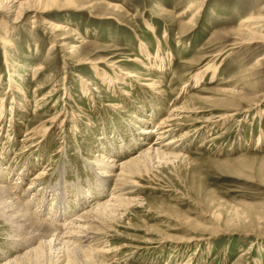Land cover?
<instances>
[{
  "label": "rangeland",
  "instance_id": "1",
  "mask_svg": "<svg viewBox=\"0 0 264 264\" xmlns=\"http://www.w3.org/2000/svg\"><path fill=\"white\" fill-rule=\"evenodd\" d=\"M18 1L20 13L0 8V35L11 42L7 50L0 41V168L8 166L0 182L20 181L16 191L38 218L65 224L111 199L110 184L98 189L105 175L95 156L117 157L119 173L156 138L147 130L181 112L164 140H177L171 153L180 156L135 177L134 201L116 232L102 234L114 250L96 262L61 253L62 263L53 255L44 264H264V42L240 28L264 13V0ZM143 50L164 70L143 65L151 62ZM10 70L26 98L8 90ZM44 127L49 138H29ZM43 168L44 195L29 187ZM56 189L66 190L59 206ZM27 233L0 213V264L30 250Z\"/></svg>",
  "mask_w": 264,
  "mask_h": 264
},
{
  "label": "bare ground",
  "instance_id": "2",
  "mask_svg": "<svg viewBox=\"0 0 264 264\" xmlns=\"http://www.w3.org/2000/svg\"><path fill=\"white\" fill-rule=\"evenodd\" d=\"M4 7L16 13H20V11H23L25 9L24 4L22 2H19L18 0H0V8L3 9ZM6 23L7 22H5V24ZM240 26H241L240 28L243 31L247 30L248 32H250L249 33L250 39L264 42V13H261L258 16H249L244 18ZM50 28L54 29V31H58L61 30L63 26H61L60 24H56ZM0 41L3 47L6 48L7 50L11 47V42L8 39V37L0 35ZM143 51L148 56L149 60H151V62L150 61L147 62L145 60L141 61L143 65H147V67L155 66L156 68H160L164 70L165 65L162 61L150 57L151 55L150 53H148V51L146 50ZM13 74L14 72L10 70L9 71L10 87L8 90L10 92L12 90L15 91L18 90L19 93L22 92V94H24V97L26 98V95L22 91V89L20 90V88L16 86ZM129 77L134 78L135 75L130 74ZM84 81L86 80L84 79ZM156 81L160 82L161 79L157 78ZM114 82L115 84L117 83L116 80H114ZM88 83L89 82H87V85H89ZM84 86L85 87L83 88V91L85 94L90 93L91 95L92 94L94 95V93L91 90V87L89 88L88 86H86V82ZM144 86H147L149 89H151V91H155L154 90L155 87H160L158 86V84L156 85L155 82H150L148 84L144 83ZM9 95L10 93L8 94V97ZM46 99H47L46 97L42 98V100H46ZM14 102L15 99L13 100V103ZM4 104H5V99L3 96L0 98V125L2 123V120H4L5 118L6 108L5 109L3 108ZM39 109L41 108H37L36 111ZM169 111L171 112L169 114V117L162 119L156 128L147 130V132L150 131L151 133L150 136L145 135L146 139L152 136L156 137L154 140L157 142H154V140H153L154 143L152 142L150 144H147V142H145L148 146L146 148H141L140 153H138V155L133 156L127 160H123L121 164L117 166L120 168L119 173H116L117 171V169L115 168L116 166L112 164L115 163V165H117L116 163H118L119 161L117 160V157L111 158V156L109 157L108 155L105 154H97L95 156L97 158L96 162L98 168L96 169V167H94V169L101 170V174L97 176H102V174L105 175V178H100V179L98 178L99 180L98 189L102 188L101 190L107 191V188L110 184V186L112 187V192L110 193L112 198L108 200H104L102 202L101 199H98V202L96 204L94 205L91 204L92 205V206L90 205L91 207L89 206L83 212L81 211L78 215L76 214L77 215L76 219H72L70 221L64 220L65 224H61V225L58 224L56 226L55 220H51V219L46 220L43 217H40L41 215L38 218L36 216L37 214L31 213L29 211V207H28L29 205H27L30 202L29 201L25 202L22 199H20L21 196L19 195L18 191H16V187H18L16 184H19L20 181L16 182L15 185H11V184L8 185L0 182V213L5 216H8V218L17 226V228L20 231L25 230L26 232H28L26 237L23 236L24 237L22 242L23 244L29 241L30 243H32L29 246L30 250L28 249V251L25 254H23L24 256L21 255L20 257L16 258L14 261H10V264H14V263L16 264L19 262H23L22 264H26L24 263V261L32 260V259L33 260L31 261V263L44 264L48 259H49L48 262H50V260L52 261L53 255L57 257L55 262L57 261L60 262V258H62L61 253L66 254L65 256H68L69 262L75 261L77 257H81L82 258L81 260L89 259L92 262H96L104 258L103 254H108L110 253V251H113L114 249L113 250L110 249V246L108 245L109 243L108 240L107 239L104 240L102 239V237L103 235L109 234L107 232H111V231L116 232V229L112 226V224L115 223V221L119 218V216L123 214L121 213V210H124L126 206H128L134 201L135 198H133L132 194L135 193V191H137V188L142 186L141 182L135 179V177L140 176V173L143 171L144 167H148L154 161H158L159 159H165V158H176L180 156V154L178 153H171V150H174L176 152L177 145L175 146L174 144L177 140L173 139V141L171 140L164 142L166 137H168L171 134V132L174 131L175 129L173 127L174 117L176 118V116L178 117L181 114L180 110L178 109L169 110ZM69 115L72 116V114ZM66 119L67 121L69 120L70 122L73 121V124L75 123L73 118L72 120L70 119V117ZM61 125L64 126L63 121ZM63 126L59 127L62 131L64 130ZM74 130H76V128H74ZM49 134L50 133L48 131V128L44 127L42 129L40 128L35 129L34 131L30 132L28 136H30L29 138L31 139L39 135H41V137L47 136V138H49L50 136ZM191 134L192 133H187L185 134L184 137L189 136ZM8 137L9 139L11 138V136ZM34 145H38V142L35 144H31V146ZM13 161L18 162L19 160L17 161V159H14ZM0 164H2L1 161ZM13 166L14 165H12V167ZM6 169H8V166L5 168L4 167L0 168V179H5V177L8 175V172H5ZM10 170H14V169H10ZM12 172L9 171V173ZM46 173H47L46 168L40 170L36 175V177L34 178V182H33L34 185L33 186L29 185L31 189L34 188L33 189L35 190L34 193L38 194L37 192H39L40 194L44 195L49 192V188L47 187V185L43 187H39L40 186L39 183L42 182L43 175H45ZM20 179L21 177L18 178V180ZM82 189H79L77 193L75 192L76 197L81 196V194L84 192V188ZM56 190H58L59 192L58 197H54V200H52L51 203L56 206H59L61 204L59 202V199L62 198L61 196H64V194H66V190L64 192H61L59 189ZM103 191L98 194L99 197L103 196L102 195ZM85 195H87V192H85ZM42 200H43L42 202L47 201L45 198ZM53 212H55V210H53ZM100 231H103V233L102 232L100 233Z\"/></svg>",
  "mask_w": 264,
  "mask_h": 264
}]
</instances>
